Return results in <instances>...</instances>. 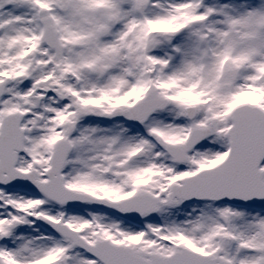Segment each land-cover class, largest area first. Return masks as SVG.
<instances>
[{
  "label": "snow or ice",
  "instance_id": "1",
  "mask_svg": "<svg viewBox=\"0 0 264 264\" xmlns=\"http://www.w3.org/2000/svg\"><path fill=\"white\" fill-rule=\"evenodd\" d=\"M0 264H264V0H0Z\"/></svg>",
  "mask_w": 264,
  "mask_h": 264
}]
</instances>
